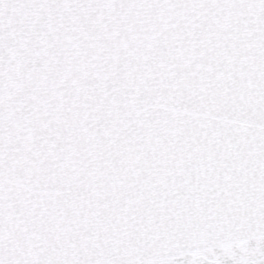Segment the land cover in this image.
<instances>
[{
  "label": "snow or ice",
  "instance_id": "obj_1",
  "mask_svg": "<svg viewBox=\"0 0 264 264\" xmlns=\"http://www.w3.org/2000/svg\"><path fill=\"white\" fill-rule=\"evenodd\" d=\"M0 264H264V0H0Z\"/></svg>",
  "mask_w": 264,
  "mask_h": 264
}]
</instances>
